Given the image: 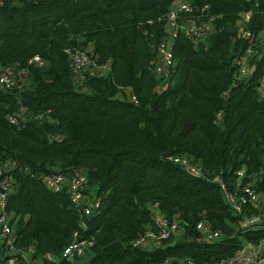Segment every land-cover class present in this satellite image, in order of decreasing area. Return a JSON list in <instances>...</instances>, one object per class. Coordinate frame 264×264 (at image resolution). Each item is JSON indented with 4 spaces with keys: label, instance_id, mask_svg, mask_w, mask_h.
Instances as JSON below:
<instances>
[{
    "label": "trees",
    "instance_id": "1",
    "mask_svg": "<svg viewBox=\"0 0 264 264\" xmlns=\"http://www.w3.org/2000/svg\"><path fill=\"white\" fill-rule=\"evenodd\" d=\"M178 1L0 0V62L24 76L19 88H0L13 239L9 246L0 234V264H220L264 239V0H182L194 8L187 16L208 19L212 31L197 45L178 32L174 64L159 75L155 50ZM88 44L111 69L87 70L76 84L66 49ZM34 53L42 65L27 62ZM170 155L188 156L200 173ZM80 171L78 204L66 185L44 182ZM221 183L251 184L258 206L243 209L259 215L256 223L241 225ZM153 203L180 228L147 248L135 240L157 229ZM200 219L219 236L198 239ZM74 231L90 243L69 260L63 251Z\"/></svg>",
    "mask_w": 264,
    "mask_h": 264
},
{
    "label": "built area",
    "instance_id": "2",
    "mask_svg": "<svg viewBox=\"0 0 264 264\" xmlns=\"http://www.w3.org/2000/svg\"><path fill=\"white\" fill-rule=\"evenodd\" d=\"M193 11L194 8L189 4V2L180 0L177 2L176 7L172 8L167 14L165 20L166 35L159 41L157 45V53L155 54L154 59V69L157 74H169V71L174 64L171 44L178 32H182L189 39H191L194 45H197L200 39L212 31V24L208 19H202L200 16H187ZM248 16L249 13H245V18ZM244 33L246 32L244 31ZM66 51L69 53V58H71L70 64L74 75L82 73V71L85 70V65H92V67L88 68L93 70L94 73L103 75L107 74L111 69L109 63H97L94 58L95 55L92 44H88L85 48H79L73 52L68 49H66ZM27 62L34 65H42L45 61L40 54L34 53L27 59ZM248 70L247 63H244L242 71L247 72ZM22 75L21 69L15 70L12 65L2 64L0 62L1 89L19 88L23 82ZM260 90L264 91V82H261ZM129 97L132 96L129 95ZM9 119L12 122L17 121V118L14 115H9ZM169 158L185 166L194 174L200 173V169L197 164L186 155H170ZM7 166V164H0V234L4 238V242L11 246L13 239L8 236L10 234V226L7 222L6 210H4V202H6V197L11 185V176L4 173ZM239 173L241 174V171ZM84 181L85 174L82 171L77 172L71 179L66 178L60 172H54L44 176L46 186L52 190H60L66 185L71 201L77 204L81 203L85 199V196L80 189ZM220 185L224 191L223 193L226 201L229 205H231L234 211L241 215V225L247 226L249 224L256 223L259 220V215L256 213L250 215L244 214L243 205L245 203H250L254 207L258 206V194L250 183L244 184L239 190H228L223 183ZM95 204H98V201H96ZM151 208L153 212L152 218L157 226V229H147L142 236L135 240V243H140L143 239L151 237L160 241L161 238H166L172 233H177L180 228L178 220L176 218L170 219L166 214L161 212L157 203H153ZM89 210V206H86L85 211L88 212ZM195 227L198 230V239L200 240L211 241L219 236V233L213 230L209 222L205 219L198 220L195 223ZM89 243L90 241L81 239L77 236V232L74 231V239L65 247L63 255H65V257L69 260L73 259L75 255L82 254L85 246ZM21 253H24L23 249L21 250ZM7 264H16V259L10 257ZM161 264L171 263L164 262ZM179 264L197 263L192 258H187L182 260ZM220 264H264V249L259 248L249 250L246 247H243L233 256L223 259Z\"/></svg>",
    "mask_w": 264,
    "mask_h": 264
},
{
    "label": "crops",
    "instance_id": "3",
    "mask_svg": "<svg viewBox=\"0 0 264 264\" xmlns=\"http://www.w3.org/2000/svg\"><path fill=\"white\" fill-rule=\"evenodd\" d=\"M88 69H90V68H88ZM83 76V72L82 73H79V74H77V75H74V79H75V82H76V84L78 83L79 84V82H80V78ZM127 91H128V93H127V95H129L130 94V87L129 88H127L126 89ZM262 198H264V196H262ZM159 241L156 239V238H154V237H151V238H145V239H143L142 240V244L143 243H148V244H150L151 246L150 247H147V246H145V247H147V248H152L153 246H155L157 243H158ZM244 247H246L247 249H249V250H252V249H264V239H262V240H260L258 243H256V244H252V243H246L245 244V246ZM80 264H82L81 262H80Z\"/></svg>",
    "mask_w": 264,
    "mask_h": 264
},
{
    "label": "rangeland",
    "instance_id": "4",
    "mask_svg": "<svg viewBox=\"0 0 264 264\" xmlns=\"http://www.w3.org/2000/svg\"><path fill=\"white\" fill-rule=\"evenodd\" d=\"M155 51H156V53H157V47H156V50H155ZM88 67H92V65H85V66H84V69H85V70H83L82 72H85L86 70L93 72V70L88 69ZM23 78H24V76H23ZM24 82H25V81H24ZM127 87H128V86H124L123 89L125 90V89H127ZM126 91H127V90H125V92H126ZM120 95H122V94L120 93ZM143 245H144V246H147V247H150V246H151V245L148 244V243H143ZM81 263H82V262H81Z\"/></svg>",
    "mask_w": 264,
    "mask_h": 264
},
{
    "label": "water",
    "instance_id": "5",
    "mask_svg": "<svg viewBox=\"0 0 264 264\" xmlns=\"http://www.w3.org/2000/svg\"><path fill=\"white\" fill-rule=\"evenodd\" d=\"M263 167H264V163H263ZM26 172H27V173L30 172V168H29V167L26 169Z\"/></svg>",
    "mask_w": 264,
    "mask_h": 264
}]
</instances>
